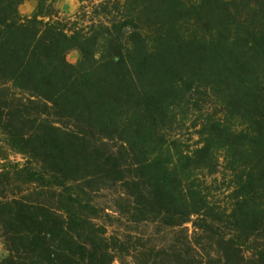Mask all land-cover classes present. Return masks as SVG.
I'll return each instance as SVG.
<instances>
[{"label": "trees", "instance_id": "16d2710c", "mask_svg": "<svg viewBox=\"0 0 264 264\" xmlns=\"http://www.w3.org/2000/svg\"><path fill=\"white\" fill-rule=\"evenodd\" d=\"M25 1L0 0V264H264V0Z\"/></svg>", "mask_w": 264, "mask_h": 264}, {"label": "rangeland", "instance_id": "374dc122", "mask_svg": "<svg viewBox=\"0 0 264 264\" xmlns=\"http://www.w3.org/2000/svg\"><path fill=\"white\" fill-rule=\"evenodd\" d=\"M35 1L29 0L25 1L20 7L19 11L23 17H29L35 8ZM55 7L59 11V17L60 18H68L73 16L79 9V4L77 0H56ZM79 60V53L77 50L73 49L68 52L67 54V61L71 63L72 65H75ZM188 129H185L183 131L184 140H189V145H193L194 142L197 140V136L194 134L195 132L193 130L187 131ZM187 131V132H186ZM106 193H100L96 196L95 202L96 203H103L105 201ZM188 229L190 230L189 233H191V225H187ZM118 229V225L116 224L114 227L109 228L108 232L112 233L115 232ZM144 231V229H142ZM6 252L4 251L2 245L0 244V256H5Z\"/></svg>", "mask_w": 264, "mask_h": 264}]
</instances>
